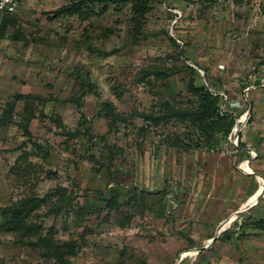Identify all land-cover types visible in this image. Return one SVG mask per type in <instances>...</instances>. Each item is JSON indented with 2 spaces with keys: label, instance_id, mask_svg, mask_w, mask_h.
<instances>
[{
  "label": "rangeland",
  "instance_id": "obj_1",
  "mask_svg": "<svg viewBox=\"0 0 264 264\" xmlns=\"http://www.w3.org/2000/svg\"><path fill=\"white\" fill-rule=\"evenodd\" d=\"M0 119V264H264V0H24Z\"/></svg>",
  "mask_w": 264,
  "mask_h": 264
},
{
  "label": "trees",
  "instance_id": "obj_2",
  "mask_svg": "<svg viewBox=\"0 0 264 264\" xmlns=\"http://www.w3.org/2000/svg\"><path fill=\"white\" fill-rule=\"evenodd\" d=\"M134 6H139L137 1L134 4ZM65 9L63 8L62 10H65ZM3 14L4 15H11V14H6V13H3ZM190 91L196 97V101H197V105H198V108L192 113V120H193V122L197 123L195 125H199L202 132L204 131L203 133L210 131L212 129V126L215 123L213 120H211V117L213 114L216 113L217 110L220 109V111H221L220 106L224 102V98H222L219 94H214V92H211L206 88H198L197 86H194L193 84L190 86ZM225 95H226V97H228L227 94H225ZM226 100H228V99H226ZM216 114L218 116L217 120H223L224 121L225 131L227 133L229 131V129L232 127V125L234 124V122L236 120V116H233L232 114H230L226 111H223V112L221 111L219 113L220 116L218 115V113H216ZM183 115L189 116V113L184 112ZM244 116H242L238 119V130L240 129V127L243 126V123L245 120ZM0 123H3V120L0 119ZM217 124H218V122H217ZM11 213H12V215H11L12 219H10L4 223L3 228L5 230L8 228H13V230H16V228H18L17 216L14 214V211H11Z\"/></svg>",
  "mask_w": 264,
  "mask_h": 264
},
{
  "label": "built area",
  "instance_id": "obj_3",
  "mask_svg": "<svg viewBox=\"0 0 264 264\" xmlns=\"http://www.w3.org/2000/svg\"><path fill=\"white\" fill-rule=\"evenodd\" d=\"M23 1L24 0H0V13L13 14L21 6ZM214 94H219L222 98H224V102L221 104L220 108L222 112L226 111V109L223 108V104L227 99L226 95L218 92H214ZM235 122L237 125L238 119H236Z\"/></svg>",
  "mask_w": 264,
  "mask_h": 264
},
{
  "label": "water",
  "instance_id": "obj_4",
  "mask_svg": "<svg viewBox=\"0 0 264 264\" xmlns=\"http://www.w3.org/2000/svg\"><path fill=\"white\" fill-rule=\"evenodd\" d=\"M245 115H247V114H245Z\"/></svg>",
  "mask_w": 264,
  "mask_h": 264
}]
</instances>
